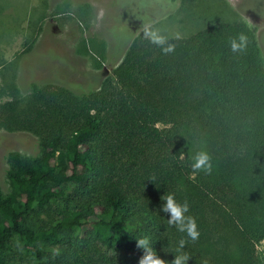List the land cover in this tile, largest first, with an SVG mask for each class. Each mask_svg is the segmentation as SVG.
Instances as JSON below:
<instances>
[{
  "label": "trees",
  "instance_id": "1",
  "mask_svg": "<svg viewBox=\"0 0 264 264\" xmlns=\"http://www.w3.org/2000/svg\"><path fill=\"white\" fill-rule=\"evenodd\" d=\"M212 16L166 36L167 54L130 32L93 87L4 82L0 128L36 150L5 155L0 264L12 240L36 264H139L141 238L169 264L181 239L187 264H264V58L243 18ZM201 151L211 175L191 170ZM166 193L188 202L198 240L167 224Z\"/></svg>",
  "mask_w": 264,
  "mask_h": 264
},
{
  "label": "rangeland",
  "instance_id": "2",
  "mask_svg": "<svg viewBox=\"0 0 264 264\" xmlns=\"http://www.w3.org/2000/svg\"><path fill=\"white\" fill-rule=\"evenodd\" d=\"M213 13L218 18L234 13L243 18L264 58V0H180L176 4L167 0H0V54L11 61L0 68V101L7 96L4 82L11 79L22 93L30 82L78 83L79 89L96 86L110 71L108 50H122L130 32H143L144 25H150L165 37L182 35L214 20ZM13 150L34 154L35 138L0 128L2 192L7 191L5 155ZM258 248H264V241ZM3 255L7 264H36L15 240Z\"/></svg>",
  "mask_w": 264,
  "mask_h": 264
},
{
  "label": "clouds",
  "instance_id": "3",
  "mask_svg": "<svg viewBox=\"0 0 264 264\" xmlns=\"http://www.w3.org/2000/svg\"><path fill=\"white\" fill-rule=\"evenodd\" d=\"M143 33L144 37L151 43L161 47L163 53L167 54L173 51L174 46L167 43V38L150 25H144ZM247 43V36L241 33L229 41V47L233 53H239L246 48ZM192 159L191 170L194 174H212L213 166L211 164V158L206 152H198ZM161 200L165 201L162 205V211L170 214V218L167 219V224L174 226L181 233H186L192 241L198 240L200 232L198 231L196 220L191 215H186L189 212L188 202H177L171 193L164 194ZM186 243L184 239L179 240L171 264H187L190 256L183 251ZM137 247L144 250V255L140 258L139 264H169L168 261L160 258L157 252L153 250L148 238L137 239Z\"/></svg>",
  "mask_w": 264,
  "mask_h": 264
}]
</instances>
